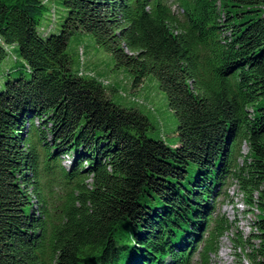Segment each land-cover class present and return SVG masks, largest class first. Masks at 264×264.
Returning a JSON list of instances; mask_svg holds the SVG:
<instances>
[{"label": "trees", "instance_id": "obj_1", "mask_svg": "<svg viewBox=\"0 0 264 264\" xmlns=\"http://www.w3.org/2000/svg\"><path fill=\"white\" fill-rule=\"evenodd\" d=\"M61 4L60 30L42 33L44 0H0V64L7 44L22 59L0 90V264H209L232 226L216 211L232 179L260 210L232 239L264 264V0ZM75 30L133 86L157 78L179 144L72 67Z\"/></svg>", "mask_w": 264, "mask_h": 264}, {"label": "rangeland", "instance_id": "obj_2", "mask_svg": "<svg viewBox=\"0 0 264 264\" xmlns=\"http://www.w3.org/2000/svg\"><path fill=\"white\" fill-rule=\"evenodd\" d=\"M44 2L49 6V9L41 18L39 29L42 33L58 32L61 19L66 14V8L62 6L61 0H44ZM7 48L8 55L0 64V90L4 88L9 72L11 75H15L16 68L22 64V59L18 55V45L7 44ZM68 51L71 54L72 67L79 68L80 72L85 75L97 74L101 76L108 87L109 95L115 102L125 106L138 107L149 116L151 121L147 130L149 136L163 138L172 145L179 144L178 116L170 106L166 92L160 88L159 82L153 74H149L141 85L133 86L132 76L127 68H117L113 54L99 46L90 32L73 31L69 36ZM242 151L243 153L248 151L247 143H243ZM73 159L74 153L62 156V162L66 166H70ZM243 161L244 159L241 158L240 162ZM225 189L229 196H226L224 192L218 197L216 211L225 213L232 226L221 237L218 252L210 254L209 264H254L252 257L248 254L252 250V246L235 244L232 237L240 230L243 239H246L255 228L253 221L257 218V213L260 210L256 204L249 205L245 201L244 193L240 190L236 179L229 180ZM250 206H252V210H248ZM252 241L258 243L257 239ZM196 259H199V256Z\"/></svg>", "mask_w": 264, "mask_h": 264}]
</instances>
